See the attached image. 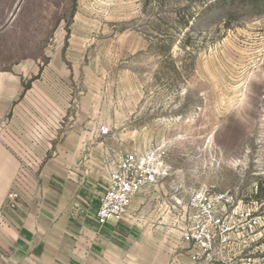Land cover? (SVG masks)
Segmentation results:
<instances>
[{"label":"rangeland","instance_id":"obj_1","mask_svg":"<svg viewBox=\"0 0 264 264\" xmlns=\"http://www.w3.org/2000/svg\"><path fill=\"white\" fill-rule=\"evenodd\" d=\"M3 26L0 76L46 95L30 101L39 131L53 127V101L63 110L85 96L113 149L167 148L171 174L148 188L151 207L176 218L194 189L229 191L234 219L260 216L245 251L264 260V0H0ZM13 151L26 171L51 156ZM159 214L153 248L133 264L189 251L174 228L164 236Z\"/></svg>","mask_w":264,"mask_h":264},{"label":"crops","instance_id":"obj_2","mask_svg":"<svg viewBox=\"0 0 264 264\" xmlns=\"http://www.w3.org/2000/svg\"><path fill=\"white\" fill-rule=\"evenodd\" d=\"M23 81L18 76H0V210L15 181L21 191L18 209L0 218V264H133L140 260L154 246L152 234L158 230L153 225L162 216L159 213L166 214L159 221L166 229L164 236L171 235L176 221L171 207L166 205L163 211L161 206L151 207L147 189L136 196L125 218L99 224L98 201L108 182L104 159L113 148L89 120L90 100L75 98L63 110L60 101H53V127L39 131L35 120L38 123L44 115H37L38 105L30 101L46 95L24 91ZM31 113L35 115L30 117ZM66 117L68 123L60 124ZM29 147L51 150V156L32 171L20 168L13 151ZM180 247L186 249L183 243ZM174 261L191 264L189 251L178 253Z\"/></svg>","mask_w":264,"mask_h":264},{"label":"built area","instance_id":"obj_3","mask_svg":"<svg viewBox=\"0 0 264 264\" xmlns=\"http://www.w3.org/2000/svg\"><path fill=\"white\" fill-rule=\"evenodd\" d=\"M98 129L102 137L111 135L112 130L107 124ZM167 156V148L163 145L152 146L143 153L113 149L104 159L108 182L98 201L96 216L99 224L125 218L136 196L170 176ZM20 198L19 184L15 181L7 192L0 218L7 211L15 212ZM232 201L229 191L217 192L214 186L203 185L192 191L171 229L178 231L193 264H263L264 260H257L245 251L262 235L260 216L253 215L250 208L244 219H234Z\"/></svg>","mask_w":264,"mask_h":264},{"label":"water","instance_id":"obj_4","mask_svg":"<svg viewBox=\"0 0 264 264\" xmlns=\"http://www.w3.org/2000/svg\"><path fill=\"white\" fill-rule=\"evenodd\" d=\"M4 28V26L2 28H0V31Z\"/></svg>","mask_w":264,"mask_h":264}]
</instances>
